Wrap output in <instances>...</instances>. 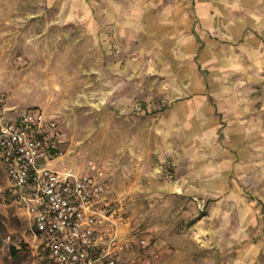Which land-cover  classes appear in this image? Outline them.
I'll list each match as a JSON object with an SVG mask.
<instances>
[{"label": "rangeland", "instance_id": "1", "mask_svg": "<svg viewBox=\"0 0 264 264\" xmlns=\"http://www.w3.org/2000/svg\"><path fill=\"white\" fill-rule=\"evenodd\" d=\"M112 1L124 12L118 18L131 20L133 6L144 0ZM54 2L0 0V97L18 111L53 117L66 160L80 172L103 170L110 220L103 228L115 232L120 258L214 264V249L195 233L215 229L206 221L215 215L224 217L226 242L238 239L234 249L263 241L264 45L257 41L264 39V0H252L255 6L240 15L254 29L246 38L254 46H229L236 37L217 19L220 27L206 38L194 12L185 16L187 27L174 20L177 27L145 40L104 13L116 10L110 0H84L92 13L62 24ZM40 7L50 13L40 14ZM139 7L157 10L152 0ZM191 24L208 50L196 57L187 37ZM190 93L210 94L220 115H208L206 97ZM222 182L223 190H209ZM8 187L0 163V264H45Z\"/></svg>", "mask_w": 264, "mask_h": 264}, {"label": "built area", "instance_id": "2", "mask_svg": "<svg viewBox=\"0 0 264 264\" xmlns=\"http://www.w3.org/2000/svg\"><path fill=\"white\" fill-rule=\"evenodd\" d=\"M64 143L53 117L39 109L9 108L0 97V163L8 193L39 240L45 264H145L141 258L122 260L115 232L103 228L110 221L103 170L51 167L64 154Z\"/></svg>", "mask_w": 264, "mask_h": 264}, {"label": "crops", "instance_id": "3", "mask_svg": "<svg viewBox=\"0 0 264 264\" xmlns=\"http://www.w3.org/2000/svg\"><path fill=\"white\" fill-rule=\"evenodd\" d=\"M46 0L48 6L51 5L53 2L55 3L53 7V13L58 16L57 21L59 23H64V20H69L70 18H79L80 16H86L90 15L92 13V8H88L86 2L81 0H72V6H67L65 3L61 2L58 3L59 0ZM64 1V0H60ZM70 1V0H69ZM123 2V0H121ZM154 8H157V10L154 12L145 11L144 9L140 8L139 6L143 5L146 0L143 2H140L139 5L133 6L134 9H132L131 15H137V17H133V19L129 20L126 19H119L118 15L123 16L124 12H120L118 14V7L117 3L110 0V7L115 6L116 10H113L112 8H104V13L106 15H109L111 19H113V16H117V21L121 24V29L124 28L125 31L130 30H136L138 31V36H143L145 40H150L154 37H160L161 33L167 32V30H171L173 27H177V24L175 25L174 20L179 21V25H182L186 21H189L190 17H194L191 13L194 12L195 18L197 19L198 26L200 27V30H204L205 34L208 31L215 30L220 27L214 25L215 19L221 22L222 21V28L224 27L230 36H235L234 40L228 41L227 44L229 46L233 45H257V42H261L264 45V39L261 37V35L258 36L259 41L255 42L250 41L248 42L247 39L251 37V35L254 34V29L252 26L246 25V22H244L240 15L244 12H249L252 7L255 6L254 3H252V0H152ZM138 4V3H137ZM133 5V4H132ZM156 6V7H155ZM226 6H231L232 10L231 12L229 9L226 10ZM142 10V11H140ZM136 12L138 14H136ZM40 14H49V7L43 8L40 7L39 10ZM191 15L190 17L187 14ZM153 15V17H152ZM79 16V17H78ZM229 17H234L232 20V23L226 25V19ZM192 21V20H191ZM109 23V21H108ZM48 23L46 26L48 27ZM60 24H58L59 26ZM186 25L187 24H183ZM190 34L187 36L190 38L192 45L195 47L194 51V57L197 56V53L199 51L202 52V54H205L208 52L207 49H205L203 44H205V39L200 36L197 30L193 28V24L190 25ZM187 29V28H186ZM150 32H154L150 33ZM250 35V36H249ZM185 36H181L180 38L184 39L187 38ZM210 37L209 34H206V38ZM248 37V38H247ZM247 38V39H246ZM95 45H99L97 40L94 41ZM190 47H193L190 45ZM204 49V50H203ZM203 50V51H202ZM200 52V54H201ZM205 74L208 73L207 71L204 72ZM192 94V93H190ZM194 95H200V97H206V104L202 105V110H207V114L212 113L213 115L217 114L220 115V109L217 108L216 104L212 103V98L210 94L200 93V94H192ZM5 102V100H4ZM5 106L11 108L16 107L14 105H8L5 102ZM211 114V115H212ZM212 115V116H213ZM229 117H233L232 115H229ZM214 121V118L211 120ZM219 125V123L217 124ZM217 129H220L218 127ZM222 133V132H221ZM224 135V134H220ZM61 150L64 152V154L61 157L55 158L50 162L51 167H53L56 170L64 171L67 169H74L77 173H83L80 172L78 169H76V165L69 163L66 160V156L68 154L67 148L65 146V143L61 145ZM106 176L104 180V186L106 188ZM224 189L223 182L220 183V186L211 187L209 190L214 191H220ZM209 203L207 202V205ZM27 219V218H26ZM208 219H212V222L216 223L215 229L209 228L208 230H202L199 233H195V235H200V240H202V245H205L206 248L214 249L212 253H216L214 255H217L218 258L216 259V262L214 264H264V240H257L255 241H249L247 244H245L244 248H236L235 246H240V243L238 242V239L233 237L232 241H227L223 237V233L225 230L224 227V217L221 215H215V216H209L206 217V221ZM234 219V218H233ZM28 221V220H27ZM242 218L241 216L238 217V220L236 221L238 228L241 226ZM257 221V220H256ZM29 223V221H28ZM235 235H240V232ZM192 237V236H191ZM196 237V236H195ZM232 251V252H231ZM226 255H230L227 258H225Z\"/></svg>", "mask_w": 264, "mask_h": 264}]
</instances>
